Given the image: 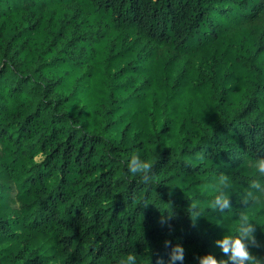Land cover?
Here are the masks:
<instances>
[{"label":"trees","instance_id":"16d2710c","mask_svg":"<svg viewBox=\"0 0 264 264\" xmlns=\"http://www.w3.org/2000/svg\"><path fill=\"white\" fill-rule=\"evenodd\" d=\"M261 157L264 0H0V264H199L240 213L264 260Z\"/></svg>","mask_w":264,"mask_h":264},{"label":"clouds","instance_id":"9594fccd","mask_svg":"<svg viewBox=\"0 0 264 264\" xmlns=\"http://www.w3.org/2000/svg\"><path fill=\"white\" fill-rule=\"evenodd\" d=\"M153 168L152 161L142 158L139 152L133 153L129 156L127 161V171L134 177H139L143 183H150L152 176L150 175ZM255 168L259 175L264 176V157L255 161ZM220 187L217 189V194L210 201L209 207L214 211L223 212L230 209L232 206L229 202V192L226 190L229 187V181L226 176L219 178ZM250 191L247 192L243 198L246 202L248 198H254V191L264 193V182L259 179L252 180L250 184ZM193 222L199 216L197 211L191 213ZM219 224V223H217ZM254 224L250 216L244 213L238 215V223L234 231L222 235L221 238L215 240V245L218 246L220 251L226 254L225 257L217 259L212 253H207L198 257L199 264H264V260L253 255L249 250L250 244H255ZM170 242L164 241L165 245ZM184 248L179 243L174 244L169 253L166 264H175L179 261L183 264L184 261ZM118 264H137V256L129 253L119 258ZM158 264L160 258L158 257Z\"/></svg>","mask_w":264,"mask_h":264}]
</instances>
